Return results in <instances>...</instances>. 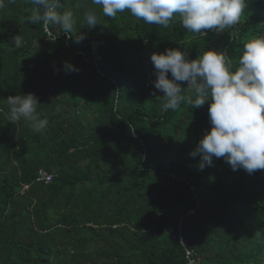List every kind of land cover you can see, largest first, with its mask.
Returning a JSON list of instances; mask_svg holds the SVG:
<instances>
[{"label": "trees", "instance_id": "trees-1", "mask_svg": "<svg viewBox=\"0 0 264 264\" xmlns=\"http://www.w3.org/2000/svg\"><path fill=\"white\" fill-rule=\"evenodd\" d=\"M76 2L62 0L79 44L59 28L49 41L29 22L31 0L0 9V264H264V170L234 171L223 158L200 170L191 152L210 130L209 104L193 108L183 83L184 101L163 111L150 60L217 48L236 65L245 38L264 36V0H247L231 35L128 10H98L89 27ZM27 93L48 119L43 133L9 121L7 97ZM40 169L51 182L37 180Z\"/></svg>", "mask_w": 264, "mask_h": 264}, {"label": "clouds", "instance_id": "clouds-1", "mask_svg": "<svg viewBox=\"0 0 264 264\" xmlns=\"http://www.w3.org/2000/svg\"><path fill=\"white\" fill-rule=\"evenodd\" d=\"M35 6L29 17L31 24H42L49 41L55 42L58 35L54 30L74 37L81 43L86 37L70 35L75 26L72 8H65L62 0H31ZM77 0L75 7L85 9V20L89 27L98 22L97 12L115 18L128 10L133 16L148 24L169 27L179 15L185 30L207 34L208 30L223 32L238 24L248 7L247 0ZM0 0V9L5 7ZM20 48L24 44L21 35L13 37ZM179 48H167L153 52L150 60L156 79L154 88L162 92V110H176L184 101L182 92L187 87L195 92L190 101L193 108L209 104L210 130L206 131L191 152L200 156L198 168L211 167L214 159L223 158L236 171L243 169L248 174L264 170V36H256L245 42L236 65L230 61L225 49L208 48L195 58ZM65 72H78L79 68L65 61ZM169 73L171 78H169ZM9 121H25L36 133H43L48 119L42 118L40 104L33 93L10 95ZM134 134V129L130 127Z\"/></svg>", "mask_w": 264, "mask_h": 264}, {"label": "built area", "instance_id": "built-area-1", "mask_svg": "<svg viewBox=\"0 0 264 264\" xmlns=\"http://www.w3.org/2000/svg\"><path fill=\"white\" fill-rule=\"evenodd\" d=\"M53 179V174L46 171L45 169H40L38 171V177H37V180L39 182H43V183H49L51 182Z\"/></svg>", "mask_w": 264, "mask_h": 264}, {"label": "rangeland", "instance_id": "rangeland-1", "mask_svg": "<svg viewBox=\"0 0 264 264\" xmlns=\"http://www.w3.org/2000/svg\"><path fill=\"white\" fill-rule=\"evenodd\" d=\"M232 31H233V28L231 27V28L228 29V32H227V33H228L229 35H231V34H232ZM253 37H256V36H255V35H250L249 37L245 38V40H244L243 43H242V46L240 47L241 52L239 51L240 54H238V58H239V56L242 54L244 43L247 42V41H249V40L252 39ZM238 58L235 59L236 64H237V62H238Z\"/></svg>", "mask_w": 264, "mask_h": 264}]
</instances>
